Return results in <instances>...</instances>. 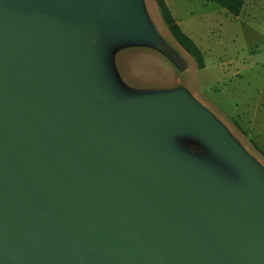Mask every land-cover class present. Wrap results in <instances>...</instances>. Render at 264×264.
Masks as SVG:
<instances>
[{"label": "water", "instance_id": "95a60500", "mask_svg": "<svg viewBox=\"0 0 264 264\" xmlns=\"http://www.w3.org/2000/svg\"><path fill=\"white\" fill-rule=\"evenodd\" d=\"M117 41L181 63L141 0H0V264H264L263 169L183 89L120 95Z\"/></svg>", "mask_w": 264, "mask_h": 264}, {"label": "rangeland", "instance_id": "374dc122", "mask_svg": "<svg viewBox=\"0 0 264 264\" xmlns=\"http://www.w3.org/2000/svg\"><path fill=\"white\" fill-rule=\"evenodd\" d=\"M179 24L200 48L204 67L171 37L155 0H141L158 37L178 54L159 47L113 42L105 51L112 85L120 95L183 89L218 120L264 171V0H245L237 16L209 0H166ZM174 148L238 182L239 173L215 158L196 138L177 136Z\"/></svg>", "mask_w": 264, "mask_h": 264}, {"label": "trees", "instance_id": "16d2710c", "mask_svg": "<svg viewBox=\"0 0 264 264\" xmlns=\"http://www.w3.org/2000/svg\"><path fill=\"white\" fill-rule=\"evenodd\" d=\"M209 1L217 4L220 8L224 9L228 14L232 16H237L240 13L245 0H209ZM155 3L160 12V16L173 40L187 54H189L194 58L196 67L198 69H202L204 67V64H203V56L200 48L187 34H185L181 30L179 24L173 17L166 1L155 0Z\"/></svg>", "mask_w": 264, "mask_h": 264}, {"label": "crops", "instance_id": "0c3cea01", "mask_svg": "<svg viewBox=\"0 0 264 264\" xmlns=\"http://www.w3.org/2000/svg\"><path fill=\"white\" fill-rule=\"evenodd\" d=\"M166 1V0H165ZM166 3H167V1H166ZM167 5H168V3H167Z\"/></svg>", "mask_w": 264, "mask_h": 264}]
</instances>
